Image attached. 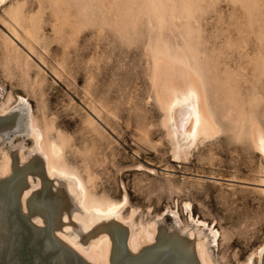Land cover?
Segmentation results:
<instances>
[{"label":"rangeland","instance_id":"rangeland-1","mask_svg":"<svg viewBox=\"0 0 264 264\" xmlns=\"http://www.w3.org/2000/svg\"><path fill=\"white\" fill-rule=\"evenodd\" d=\"M263 39L264 0H7L0 6V115L23 97L46 141L61 143L59 163L83 178L92 198L127 195L126 225H155L186 239L212 227L215 264H261L264 158L250 133L252 124L264 129ZM183 55L208 80V103L223 129L176 158L159 98L170 72L178 85L191 77L178 62ZM34 146L23 132L0 135V180L12 173L14 153L29 162ZM29 208L24 198L9 208L19 242L13 253L2 251L0 264H50L60 251L46 247L48 225Z\"/></svg>","mask_w":264,"mask_h":264},{"label":"bare ground","instance_id":"bare-ground-1","mask_svg":"<svg viewBox=\"0 0 264 264\" xmlns=\"http://www.w3.org/2000/svg\"><path fill=\"white\" fill-rule=\"evenodd\" d=\"M6 1L0 0V6ZM11 35L16 38L14 33ZM168 51L169 49L166 52ZM177 59L178 62L191 68L192 71H188L191 77L186 75L189 78L182 80V83L183 72L185 74L187 72L183 70L181 74L177 73L178 76L183 77H180L181 85H178L176 80L168 79L171 72L168 74L163 71L168 75L163 78L167 81L162 82L165 84L168 82V84L166 87L163 84L165 89L159 99L165 112L164 124L173 141L174 156L180 158V155L188 151L200 137L215 136L223 128L220 129L221 124L215 118V112H212L208 103V91L206 90L208 85H204L208 80L204 82L203 78H200L196 67L192 64L193 57L183 55ZM173 60L176 62L175 58ZM167 61L169 62V59ZM175 62L172 63L174 65L178 63ZM165 64V62H160L157 66ZM204 65L207 64L204 63ZM171 67L173 68V65ZM262 73L264 74V71ZM175 74L173 78L176 77ZM19 101L20 105L15 111L0 115V135H9L11 132L31 135L35 140L32 150L34 151L32 155H34L29 162L21 163L18 161L17 154L14 153L13 167L9 169L12 173L0 180V255L8 246L10 253L17 248L19 237L17 235L12 237L13 233L10 232L8 226V213L9 208L16 204L19 198H24L25 202L26 199L28 201L34 219L46 222L48 225L49 235L46 247L60 250L52 257L50 264H94V262L103 264H215L208 242L217 243L219 236L217 229L211 227L208 234L195 229L191 232L190 238L186 239L178 233H167L155 225L136 230L132 217L130 218L132 221L126 225L128 220L123 216L122 210L127 202V195L122 201H102L92 198L83 178L59 163L62 153V147L59 145L61 143L58 144L53 139L46 141L44 132L34 120L30 105L23 97H20ZM252 125L251 140L256 152L264 158V129L257 124ZM6 156L8 166L10 157ZM33 176H36L38 180L35 185L32 182ZM259 186L264 191V177ZM192 220L196 221L197 225L201 223L194 218ZM146 242H151L152 245L140 251L141 245ZM129 249L138 251V254H129ZM259 256L260 263L264 264V245L260 247ZM11 264L18 263L12 262Z\"/></svg>","mask_w":264,"mask_h":264}]
</instances>
